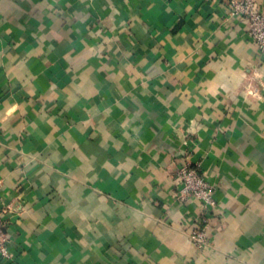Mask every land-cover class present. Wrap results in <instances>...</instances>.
Masks as SVG:
<instances>
[{"label": "crops", "instance_id": "0c3cea01", "mask_svg": "<svg viewBox=\"0 0 264 264\" xmlns=\"http://www.w3.org/2000/svg\"><path fill=\"white\" fill-rule=\"evenodd\" d=\"M226 8L0 0V264H264V49Z\"/></svg>", "mask_w": 264, "mask_h": 264}, {"label": "built area", "instance_id": "2783aa9c", "mask_svg": "<svg viewBox=\"0 0 264 264\" xmlns=\"http://www.w3.org/2000/svg\"><path fill=\"white\" fill-rule=\"evenodd\" d=\"M226 12L229 16L243 17L248 22V32L253 41L264 49V6L257 0H227ZM175 178L181 183L180 195L197 199L207 209L215 205L212 187L206 176L197 167L184 163L177 167ZM208 222L203 219L190 234L191 241L198 247L208 242ZM3 231V212L0 210V258H10L11 252Z\"/></svg>", "mask_w": 264, "mask_h": 264}]
</instances>
